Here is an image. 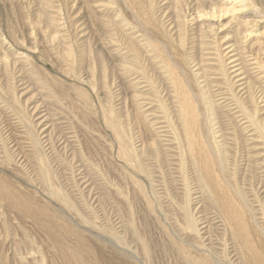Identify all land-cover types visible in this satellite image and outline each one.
<instances>
[{
    "label": "bare ground",
    "instance_id": "6f19581e",
    "mask_svg": "<svg viewBox=\"0 0 264 264\" xmlns=\"http://www.w3.org/2000/svg\"><path fill=\"white\" fill-rule=\"evenodd\" d=\"M16 1L31 16L47 17L46 46L74 78L79 67L87 64V37L94 25L99 26L102 47L119 62L134 90L140 112L136 117L138 146L144 150L149 140L152 139V147L159 140L172 164L175 161L182 181H187V171L195 181L194 190L183 184L185 198L180 207L184 220L177 226L178 239L172 240L170 251L165 244H158L160 262L165 264L168 259L167 264H264V0L12 2ZM76 2L81 4L78 10H74ZM164 4H168L166 8L173 7L174 18L168 24L157 14ZM82 10L84 15L79 18L77 14ZM3 39L0 38L1 46ZM60 43L64 48L58 51ZM196 47L201 59L190 53ZM139 50L146 53L166 82L172 110L161 102L147 65L136 70ZM9 54L5 52L6 63L11 60L7 59ZM16 58L23 63L30 60L24 52ZM72 89L83 95L81 88ZM14 101L13 106L20 110L17 99ZM41 110L38 124L46 138L47 130L53 126L52 115ZM103 118L117 140L119 159L140 170L137 150L125 127L112 110L105 109ZM32 133L30 149L38 159L43 182L57 201L75 211L49 165L41 139ZM242 135L246 146L240 141ZM1 169L0 206L19 210L32 219L44 237L50 239L58 264H141L117 246H105L81 235L71 223L66 224L51 204L42 201L41 196L38 199L34 189L26 190ZM9 169L22 175L16 167ZM240 175L241 180L237 178ZM133 183L140 187L138 180ZM142 188L138 190L144 194ZM110 236L123 243L119 235ZM141 246L145 260L149 264L157 262L156 257L153 262L152 249L147 244Z\"/></svg>",
    "mask_w": 264,
    "mask_h": 264
},
{
    "label": "rangeland",
    "instance_id": "374dc122",
    "mask_svg": "<svg viewBox=\"0 0 264 264\" xmlns=\"http://www.w3.org/2000/svg\"><path fill=\"white\" fill-rule=\"evenodd\" d=\"M12 1L0 0V38H4V45L0 44V53L3 55L0 61V169L3 168L5 174L20 182L26 190L34 189L38 199L42 197V201L51 204L66 224L70 226L71 223L81 235L95 242L99 240L105 246H117L119 251L128 252L141 264H149L141 246L142 243L147 244L154 253L153 262L158 259L159 263L154 264H162L157 250L163 243L170 251L172 240L175 242L178 239L177 226L184 220L180 207L185 198L183 184L187 183L194 190L195 181L187 170V181H182L175 161L172 164L168 151L159 140H156L155 147L149 143L152 139L146 141L144 150L138 146L140 134L136 117L140 116V112L134 90L119 62L109 57L102 47L97 32L99 26L94 25L96 30L92 29L91 33L87 31L90 33L87 37V64L79 67L78 76L74 78L66 73V67L47 47V17L31 16L24 7H19L20 2ZM80 5L76 2L74 10H78ZM166 6L168 4L162 5L157 14L168 24L174 16L171 11L173 7ZM82 12L77 14L79 18L84 15ZM128 19L133 22L130 16ZM63 48L61 44L58 51ZM6 51L10 53L7 59L11 60L8 63L4 60ZM22 52L30 58L26 63L16 58ZM190 53L198 54L201 59L198 47ZM137 54L136 70L147 65V72L151 73L161 102L165 108L172 110L166 82L162 80L158 69L146 53L139 50ZM75 86L83 90V95L72 89ZM16 99L20 110L13 106ZM42 108L52 115L53 126L49 128L50 131H46V138H43L44 134L40 131L42 127L38 124ZM105 109L115 113L132 139L141 164L140 170L119 159L117 140L103 118ZM30 133L41 139L49 165L75 211L57 201L43 182L38 159L30 149ZM239 138L246 146L244 136ZM10 167L20 169L22 175L11 173ZM242 177L240 175L237 178L241 180ZM133 180H138L140 187L137 188ZM140 188L146 192L142 194L138 190ZM5 207L0 206V264H58L50 239L44 237L32 219L23 216L25 214L19 210ZM109 233L119 235L123 243L113 241L114 236L107 235ZM141 239H144L143 242ZM124 243L128 245L127 248Z\"/></svg>",
    "mask_w": 264,
    "mask_h": 264
}]
</instances>
